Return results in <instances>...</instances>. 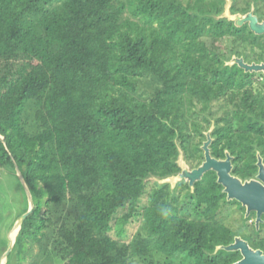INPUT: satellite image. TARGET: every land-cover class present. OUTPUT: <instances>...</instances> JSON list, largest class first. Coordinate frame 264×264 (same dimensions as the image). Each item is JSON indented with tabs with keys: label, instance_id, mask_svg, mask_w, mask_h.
I'll return each mask as SVG.
<instances>
[{
	"label": "trees",
	"instance_id": "obj_1",
	"mask_svg": "<svg viewBox=\"0 0 264 264\" xmlns=\"http://www.w3.org/2000/svg\"><path fill=\"white\" fill-rule=\"evenodd\" d=\"M258 1L237 8L232 0L230 11L252 6L264 20ZM224 5L0 0V186L12 181L11 227L29 207L16 168L34 206L11 252L17 264L36 244L41 258L62 264H235L238 252L216 251L235 236L264 252V222L258 230L245 224L255 214L245 218L238 202L226 201L212 171L193 190L177 183L189 213L169 184H157L139 205L147 179L180 172L179 150L185 161L203 160L192 135L205 137L204 123L214 126L211 156L224 159L227 151L232 175L254 178L257 154L264 163V94L248 90L263 74L226 65L243 54L258 63L264 35L220 18ZM222 98L235 109L211 122L210 106ZM233 205L243 212L239 231L220 215ZM119 209L127 212L118 225L139 216L145 236L112 239Z\"/></svg>",
	"mask_w": 264,
	"mask_h": 264
},
{
	"label": "water",
	"instance_id": "obj_2",
	"mask_svg": "<svg viewBox=\"0 0 264 264\" xmlns=\"http://www.w3.org/2000/svg\"><path fill=\"white\" fill-rule=\"evenodd\" d=\"M232 3V0H225L223 13L220 15V18H226L232 21L236 27H242L247 24L249 30L255 35H264V21L259 20L258 16L254 14V8L251 7V10L245 14H232L230 11ZM226 65H237L245 73H262L264 75V62L247 63L242 57L233 56ZM213 127L212 124L211 128L205 133L206 141L201 146V150L203 151V161L201 164L196 168L189 169L186 163H184L185 160L183 161L184 156L182 151L179 150L176 163L180 168V172L160 181L162 184H169L170 186H176L177 183L184 181L193 190L194 184L202 180L204 174L212 171L216 174L217 184L222 186V192L226 195V201L238 202L245 209V218L249 217L251 213L255 214L254 226L258 230L259 225L264 222L262 219L264 216L263 159L257 154L256 166L258 170L254 178L243 181L237 176L232 175L233 157L227 151L225 152L224 159H217L211 156L210 145L212 143L211 132ZM0 140H3V137L0 136ZM16 175L25 190L29 207L14 223L11 231V233L14 232V237H8L9 244L5 252L1 255L0 264H6L23 221L32 213L34 208L30 192L18 168H16ZM218 250L238 252L241 258L235 264H264V252L261 249H253L248 241L240 236H235L233 242L229 245L217 246L216 251Z\"/></svg>",
	"mask_w": 264,
	"mask_h": 264
},
{
	"label": "rangeland",
	"instance_id": "obj_3",
	"mask_svg": "<svg viewBox=\"0 0 264 264\" xmlns=\"http://www.w3.org/2000/svg\"><path fill=\"white\" fill-rule=\"evenodd\" d=\"M186 1V0H184ZM251 4V0H235V5L237 8L246 7V3ZM252 5V4H251ZM250 7V6H249ZM252 7V6H251ZM256 8L258 9L259 13H264V0H259L256 3ZM251 10V8H250ZM257 16H259L257 14ZM264 21V20H262ZM256 51V50H255ZM244 56V54H243ZM241 56V57H243ZM258 63L264 62V55L258 57ZM260 61V62H259ZM248 90L252 95H256L258 93L264 94V75H259L254 77L251 85L248 86ZM194 109L196 111L199 110V106ZM235 109V105L231 102H228L226 98L219 99L214 101L207 113L211 122L219 120L221 117L224 116L225 113H231ZM204 116V115H203ZM202 114L197 115L198 122L202 123ZM221 125H223L221 123ZM204 128L201 129V132L205 133L209 130L210 126L204 123ZM206 141V137H200L198 135H192V144H197L198 147L201 148L202 144ZM185 159H183L184 161ZM203 160L200 157L192 156L189 157L188 160L184 161L189 169H193L198 167V165ZM157 184H162L160 180L157 178H149L146 180V194H144L139 202L140 206H144L148 202V192L152 189L157 187ZM174 197H178L181 201V205L183 204L184 210L189 213L191 212L192 208L189 203L188 199H184V195L187 193L185 188L180 186H170L169 189ZM127 212L126 209H119L114 216L111 222V231L110 236L112 239L118 241L120 244L124 243H131L138 235L145 236V231L143 229V221L141 217H133L127 222L125 225H118V219H120L125 213ZM14 210L12 209V181L7 179L3 184L0 186V258L1 255L5 252L8 247L9 240L8 237L12 231V218L14 217ZM224 214V216H223ZM223 217L224 223L229 226L231 229L235 231L241 230V226L243 225V212L239 210V208L235 205L229 207L226 212L220 214ZM254 222V217L248 219L245 222L248 226H250ZM41 244H36L33 246H29V250L26 255V259L21 262V264H62L59 260H50L47 258H41ZM17 258L15 253L12 256V253L8 257L6 264H17ZM130 264H139L135 259H132Z\"/></svg>",
	"mask_w": 264,
	"mask_h": 264
},
{
	"label": "bare ground",
	"instance_id": "obj_4",
	"mask_svg": "<svg viewBox=\"0 0 264 264\" xmlns=\"http://www.w3.org/2000/svg\"><path fill=\"white\" fill-rule=\"evenodd\" d=\"M10 237L13 238L14 237V232L10 234Z\"/></svg>",
	"mask_w": 264,
	"mask_h": 264
}]
</instances>
